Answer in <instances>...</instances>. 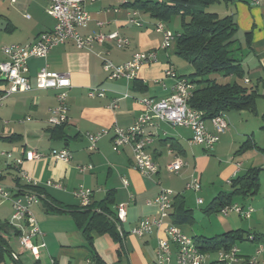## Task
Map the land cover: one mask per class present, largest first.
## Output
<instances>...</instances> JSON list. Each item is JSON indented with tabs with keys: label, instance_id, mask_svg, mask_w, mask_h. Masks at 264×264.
Wrapping results in <instances>:
<instances>
[{
	"label": "crops",
	"instance_id": "obj_1",
	"mask_svg": "<svg viewBox=\"0 0 264 264\" xmlns=\"http://www.w3.org/2000/svg\"><path fill=\"white\" fill-rule=\"evenodd\" d=\"M135 2H166L170 5L164 0H129L125 5L121 0H84L90 20L79 33L88 36L115 32L128 41L126 47L117 49L111 41L94 46L91 52H87L77 50L69 41L52 48L44 59L29 58L26 77L32 89L26 93L5 96L9 84L0 78V153L11 155L10 159L0 156L1 185L8 191L25 187V180L18 176L12 164L14 160L23 158L26 152L33 151L41 157L23 161L19 170L37 183L50 206L63 210L80 209V201L74 196L78 187L91 191L89 205H97L109 193L113 196L112 212H115V207L124 205L126 219L120 225L119 242L107 235L92 233L91 246H88L68 214L46 213L40 203L31 207L42 234V239L35 240L34 244L43 242L45 248L39 250V260L34 261L18 246L17 238L22 231L10 223L11 202L0 200V223H8L19 232L16 238L11 234L2 235L14 256V261L5 259L2 264H156V241L161 232L137 238L129 231L141 219L158 215V209L147 202L162 189L171 190L174 194L171 215L175 197L191 211L192 222L177 227L180 230L181 227L186 228L189 235L181 232L193 241L235 230L264 234V106L259 113L256 104L255 114L247 111L224 113L228 126L211 152L189 143V129L164 123L149 128L147 132L152 135V142L147 153L158 165V173L152 178L140 175L134 168L131 146L122 147L118 153L112 151L113 129L129 128L143 113L139 100L159 101L170 94L173 81L164 77L167 67H172L179 77L185 79L193 74L190 65L173 59V45L167 51L160 49L162 36L155 31L158 21L150 14L131 7ZM230 3L233 4L230 15L237 25V33L240 30L244 33V44H240L244 54L240 58L244 80H248V85L258 92L259 88L264 89V0H231ZM47 6V0H0V22L4 23L0 26V63L5 61L2 47L32 44L38 35L53 28L54 20L45 12ZM163 25L169 30L164 22ZM246 33L251 34L247 45ZM149 51L156 52V63L142 66L134 80H107L100 58L121 65L135 53ZM41 69L69 75L68 121L60 127L49 126L46 122L49 110L57 105L56 92L34 89L33 78ZM89 88L102 91L103 97H88ZM113 103L115 109L111 108ZM249 116L256 121L253 123ZM205 126L209 132L212 131L208 120ZM234 126H239V130ZM103 129L108 133L97 142L96 150L89 151L85 134ZM64 149L70 154L68 162L50 157L51 151ZM175 158L183 162L177 174L166 170ZM80 166H90L91 169L79 173L77 167ZM252 169L259 171L257 194L245 199L236 198L233 202L253 209L247 217L249 223L246 228L234 219L220 222L215 217L216 213H205L220 193L228 192V182ZM191 178L198 180L199 191L186 190ZM47 182L59 184L61 188L50 187ZM198 199L200 204L196 202ZM236 246L240 257L254 256L256 264H264V251L254 255L257 244L245 242ZM170 264H175L174 257ZM206 264H218L216 252L206 253Z\"/></svg>",
	"mask_w": 264,
	"mask_h": 264
},
{
	"label": "built area",
	"instance_id": "obj_2",
	"mask_svg": "<svg viewBox=\"0 0 264 264\" xmlns=\"http://www.w3.org/2000/svg\"><path fill=\"white\" fill-rule=\"evenodd\" d=\"M15 2L16 0H10ZM94 2L95 0H88ZM122 4H128L129 0H121ZM48 6L46 14L54 20L53 28L45 33H41L32 44L9 45L1 48L5 61L0 63V78L5 80L9 87L5 96L16 93H26L31 91L29 79L26 77V61L29 58L44 59L49 51L66 42H72L77 50L91 52L94 46H101L105 42L113 41L117 49H122L128 45V41L119 37L115 32L103 34H91L82 36L79 31L85 29L89 22V15L84 8V0H47ZM155 31L162 36L160 49L167 51L173 45L175 34L167 30L162 22L155 25ZM101 67L108 81L125 80L131 81L136 78L137 72L142 66L156 63V52L135 53L131 59L121 65L113 64L109 59L100 58ZM164 77L171 79L170 94L159 100L141 99L138 103L143 107V113L137 117L133 125L127 129H113L111 140L112 151L118 153L122 147L131 146L134 168L140 175L146 178L155 177L158 173V165L152 156L147 153V148L152 142V135L147 132L149 128H154L158 123H164L170 127H182L191 131L189 143L202 147L205 152H211L218 143L220 135L227 129V121L223 113L209 119L212 131L209 132L205 126L204 114L191 109L188 101L195 85L188 79L179 77L172 67H167ZM34 89L52 90L56 92L57 105L49 110L47 124L52 127H60L68 121V90L71 87L69 75L67 73L49 72L41 69L33 78ZM248 84V80H244ZM87 96L90 98L103 97V92L97 88H89ZM116 108L115 103L111 105ZM29 119H26L28 121ZM103 129L94 134L86 133L88 150H96L97 142L106 134ZM0 156L11 158L9 153H0ZM41 156L33 151L25 153L23 158L13 161V167L17 170L18 176L25 180L26 184L37 183L31 181L23 172L19 170L23 161H33ZM50 157L59 162H68L70 154L67 150L51 151ZM183 167L180 158L166 166L170 173L177 174ZM90 166L77 167L79 173L90 170ZM2 173L0 172V180ZM26 184L23 188L16 187L13 191H8L0 183V200L11 202L12 214L10 223L22 231V235L17 238L18 246L24 252L31 255L34 261L39 260V250L44 249L43 242L34 244L37 239H42V234L38 228L35 218L31 213V207L38 205L44 200L42 194L36 191H26ZM126 185V182H123ZM229 184V182H228ZM46 185L60 189L59 184L47 182ZM186 190L199 191L200 185L197 179L191 178L185 186ZM91 191L83 187H78L74 196L80 201L81 208L89 205ZM173 192L162 189L159 194L147 204H152L158 209V215L148 217L138 221L129 231V234L142 238L161 232V236L156 241V264H170L174 257L175 264H206V253L201 252L197 247L191 246V238L184 235L181 230L170 222V212L172 210ZM197 204L201 200L196 201ZM230 213H235L241 218H247L253 213L251 207H241L238 204L221 209L219 214L223 217ZM115 218L117 230L121 235L120 225L125 222L126 213L124 205L115 207ZM251 237V236H249ZM262 246L257 245L254 255H260ZM218 264H254V256L242 258L239 256L237 246H233L227 251L216 252Z\"/></svg>",
	"mask_w": 264,
	"mask_h": 264
},
{
	"label": "trees",
	"instance_id": "obj_3",
	"mask_svg": "<svg viewBox=\"0 0 264 264\" xmlns=\"http://www.w3.org/2000/svg\"><path fill=\"white\" fill-rule=\"evenodd\" d=\"M220 0H172L166 2H135L131 7L150 14L158 22H167L172 16L179 17L180 33L175 34L173 52L180 60L193 69L188 79L195 89L188 101V106L204 114V120L230 111L256 113V100L259 97L255 87L244 83V72L240 66L242 49L235 39L237 25L231 15L219 17L207 13L204 8ZM228 3L230 0H222ZM250 33L245 34V44L250 41ZM240 54V55H239ZM223 78L231 77L230 83L220 84L211 75ZM64 139V136L60 137ZM26 189L42 194L39 188L26 185ZM259 189V171L248 170L229 182L227 193H220L205 210L206 214H219L221 209L233 204L236 198L253 197ZM46 213L68 214L76 228L81 232L88 246H91V234L107 235L119 242L115 212L111 211L113 196L109 193L97 205L85 208L63 210L41 201ZM191 211L178 197L174 198L171 223L176 226L190 224ZM18 237L19 232L8 223H0V264L5 259L14 261L7 240L2 235ZM251 236V237H249ZM251 238V239H250ZM253 242L264 245V234H251L241 230L230 231L211 238L194 239L195 245L203 253L227 251L237 244ZM19 264V263H18ZM34 264H37L35 262ZM98 264H102L98 262Z\"/></svg>",
	"mask_w": 264,
	"mask_h": 264
},
{
	"label": "rangeland",
	"instance_id": "obj_4",
	"mask_svg": "<svg viewBox=\"0 0 264 264\" xmlns=\"http://www.w3.org/2000/svg\"><path fill=\"white\" fill-rule=\"evenodd\" d=\"M164 1H169V2H171L172 3V0H164ZM174 1V0H173ZM234 1H237V0H233V2ZM247 1V0H246ZM231 2V0L228 2V3H225V2H223L222 0H220L218 3H215V4H212V5H210V6H207V7H205L204 8V11L205 12H207V13H213V14H217L219 17H224V16H228V15H230L231 13H233V11H232V8H233V4H231L230 3ZM165 24H166V26L168 27V29H169V31L170 32H174V33H180V23H179V17H177V16H172L170 19H169V21H167V22H164ZM235 39L237 40V42L239 43V44H241V45H243L244 44V33H243V31H239L238 33H236V35H235ZM243 50H245L244 48H243ZM240 55V54H239ZM243 56H244V54H242ZM175 58H177V59H179L177 56H175V55H173V59H175ZM180 61H182V60H180ZM246 68V67H245ZM244 68V69H245ZM246 70V69H245ZM209 78H211V79H215L216 80V82H218V83H220V84H225V83H230V82H232L233 81V79L232 80H230V79H228V78H223L222 76H219L218 74L217 75H211ZM258 94L261 96L260 98H257V100H256V104H257V108H258V112L260 113L261 112V110H262V108H263V106H264V99L262 98L263 96H264V89L263 88H259L258 89ZM250 118L249 119H251V121H253V123H254V121H256L255 120V118L254 117H252V116H249ZM259 121V120H258ZM233 128H235V130H239V126H234ZM224 189L226 188V187H223ZM226 189H228V188H226ZM225 189V190H226ZM165 190H168V189H165ZM200 197H202V199H205V197H203L202 195H200ZM245 207H247V206H245ZM215 217H216V219H218L220 222H224V221H228V220H235V221H237L238 223H243V226H244V228H246V224L247 223H249V218H243V219H240L239 217H238V215H236V214H234V213H231L230 215H229V217L228 218H224V217H222L220 214H215ZM181 230L186 234V235H189L188 234V230L186 229V228H184V227H181ZM260 246H262V250L264 251V245H260ZM256 248H257V246H256ZM264 256V255H263ZM260 258H262V255L259 257V259Z\"/></svg>",
	"mask_w": 264,
	"mask_h": 264
},
{
	"label": "bare ground",
	"instance_id": "obj_5",
	"mask_svg": "<svg viewBox=\"0 0 264 264\" xmlns=\"http://www.w3.org/2000/svg\"><path fill=\"white\" fill-rule=\"evenodd\" d=\"M26 185H28V186H30V187H35V184H26ZM26 191H31V190L26 189ZM250 239H251V238H250ZM191 246H193V247H197L192 239H191ZM197 248H198V247H197ZM255 256H257V255H255ZM254 264H256V258H254Z\"/></svg>",
	"mask_w": 264,
	"mask_h": 264
},
{
	"label": "water",
	"instance_id": "obj_6",
	"mask_svg": "<svg viewBox=\"0 0 264 264\" xmlns=\"http://www.w3.org/2000/svg\"><path fill=\"white\" fill-rule=\"evenodd\" d=\"M3 25H4V23L3 22H0V26H3ZM9 253L14 258L13 253L12 252H9Z\"/></svg>",
	"mask_w": 264,
	"mask_h": 264
}]
</instances>
